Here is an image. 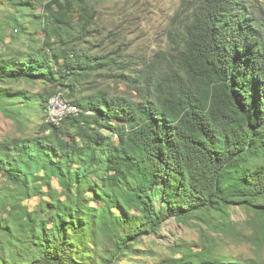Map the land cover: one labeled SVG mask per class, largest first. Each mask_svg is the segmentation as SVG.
<instances>
[{"label":"trees","instance_id":"obj_1","mask_svg":"<svg viewBox=\"0 0 264 264\" xmlns=\"http://www.w3.org/2000/svg\"><path fill=\"white\" fill-rule=\"evenodd\" d=\"M97 13L90 0H0V27L24 38L0 49V110L28 127L0 141V264H151L137 243L171 217L222 215L226 237L244 238L236 206L257 215L246 240L264 252V4L182 0L162 71L120 74L140 99L83 88L121 56L91 43ZM55 92L80 108L59 124L45 121ZM211 242L174 241L152 264H264Z\"/></svg>","mask_w":264,"mask_h":264},{"label":"rangeland","instance_id":"obj_2","mask_svg":"<svg viewBox=\"0 0 264 264\" xmlns=\"http://www.w3.org/2000/svg\"><path fill=\"white\" fill-rule=\"evenodd\" d=\"M253 1L264 4V0ZM181 2L182 0H90L98 12L93 32L89 37L91 43L99 44L100 42L102 45L100 49L111 53L117 50L121 56L117 57L118 63L114 64L113 68L103 70L102 74L94 77V81L83 84L87 93L105 90L140 99V91L134 82L120 74L137 73V75L142 74L152 78L162 71L161 69L166 65V59L156 56L158 51L169 48L168 29ZM23 41L24 38L12 26H6L4 29L0 27V49L7 45H20ZM118 65L122 68L117 67ZM30 88L38 91L41 85ZM43 116L34 118V121L36 123L42 121ZM30 127L36 128V125L32 123ZM26 130L28 127L17 125L13 118L5 116L0 110V141L21 136ZM5 186H11V184L0 173V188ZM54 186L58 187L57 182ZM44 190L46 191L47 188L45 187ZM38 200L39 197H33L24 202L34 208ZM256 217L255 212H248L236 206L232 210L231 219L241 228L244 238L233 240L229 239V236L226 237L220 224L224 221L222 215L213 214L207 220L193 218L187 221L171 217L164 222L159 233L146 235L141 242L137 243V247L153 252L152 256H142L143 260L151 264L165 256H172L174 252L167 246L174 241L197 247L210 240L211 243L216 242L223 251L235 257L249 259L261 254L264 259V252H256L255 245L246 240V235L251 236L257 230V225L254 223ZM130 261L127 258L121 259L122 264Z\"/></svg>","mask_w":264,"mask_h":264},{"label":"built area","instance_id":"obj_3","mask_svg":"<svg viewBox=\"0 0 264 264\" xmlns=\"http://www.w3.org/2000/svg\"><path fill=\"white\" fill-rule=\"evenodd\" d=\"M79 111V106L63 92H55L47 101L45 121L59 124L67 116L77 114Z\"/></svg>","mask_w":264,"mask_h":264}]
</instances>
